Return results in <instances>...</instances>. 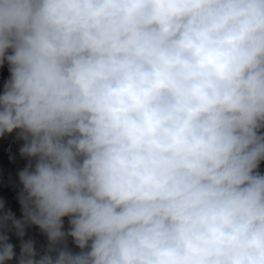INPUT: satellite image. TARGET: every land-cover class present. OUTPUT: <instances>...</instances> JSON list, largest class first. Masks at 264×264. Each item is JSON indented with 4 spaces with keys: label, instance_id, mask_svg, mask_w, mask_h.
Returning a JSON list of instances; mask_svg holds the SVG:
<instances>
[{
    "label": "clouds",
    "instance_id": "9594fccd",
    "mask_svg": "<svg viewBox=\"0 0 264 264\" xmlns=\"http://www.w3.org/2000/svg\"><path fill=\"white\" fill-rule=\"evenodd\" d=\"M5 62L0 264H264V0H0Z\"/></svg>",
    "mask_w": 264,
    "mask_h": 264
},
{
    "label": "rangeland",
    "instance_id": "374dc122",
    "mask_svg": "<svg viewBox=\"0 0 264 264\" xmlns=\"http://www.w3.org/2000/svg\"><path fill=\"white\" fill-rule=\"evenodd\" d=\"M8 78V65L5 62L0 66V94L3 93L4 84ZM22 144L23 141L16 139L15 131L0 137V201L4 204V208L0 209V216H2L5 211L10 210L17 219H22V209L18 199L22 190V185L19 182L18 172L24 169L28 164V158H22L19 154V149ZM260 171L264 173V162L260 165ZM63 221L64 230H69V217H64ZM8 235L9 241L14 245V251L18 257L21 239L17 237L14 230L10 231ZM23 239L25 241L29 239L34 241L37 252L41 254H43L48 244L46 235L35 225L26 228V234ZM67 244L74 252L79 251L70 237L67 240ZM8 264H17V260L14 259L9 261Z\"/></svg>",
    "mask_w": 264,
    "mask_h": 264
}]
</instances>
